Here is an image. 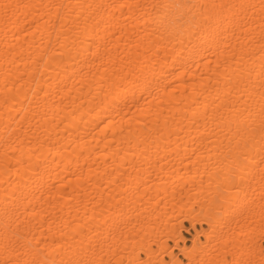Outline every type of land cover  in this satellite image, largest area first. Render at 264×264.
Masks as SVG:
<instances>
[{"label": "bare ground", "instance_id": "1", "mask_svg": "<svg viewBox=\"0 0 264 264\" xmlns=\"http://www.w3.org/2000/svg\"><path fill=\"white\" fill-rule=\"evenodd\" d=\"M148 234L264 264V0H0V264H151Z\"/></svg>", "mask_w": 264, "mask_h": 264}, {"label": "rangeland", "instance_id": "2", "mask_svg": "<svg viewBox=\"0 0 264 264\" xmlns=\"http://www.w3.org/2000/svg\"><path fill=\"white\" fill-rule=\"evenodd\" d=\"M202 163V162H201ZM205 166H207V165H201L200 163H196V164H194L193 166H192V168H191V170L192 171H190V175H193L194 174V169L196 170H201V169H203ZM211 166H214V167H216V164L215 165H212V164H209L208 165V167L207 168H210ZM218 168H220L221 167V163L217 166ZM226 168H228V170L229 171H235V170H237L238 169V167H232V166H226ZM207 196H206V192H202L201 194H200V196H194V197H191L190 199H188V200H186V202H187V204H186V206L184 205V204H182V208L181 207H176L177 209L173 212L174 213V215H176L177 217H179V215H177V210H179L180 212H182V210H183V208H187V206H191L192 207V209H191V212L193 213V214H198L200 217H203L204 216V211L207 209L209 212H210V206L208 205V204H206L208 201L207 200H205V198H206ZM244 199H246V197H248V192L246 193V194H244ZM179 205V204H178ZM231 206H233V205H231ZM232 208V207H231ZM231 208H228L229 210L231 209ZM229 210L228 211H226V212H228V213H226V215H222V214H220V208H219V212H217L215 215H216V217H217V223L218 222H221L220 223V225H221V227L223 228V229H226L225 228V225H227V223L226 222H223V221H228L229 220ZM225 217V218H224ZM226 219H228V220H226ZM229 224V223H228ZM189 227V223L187 222V221H184V222H182V224H181V228H182V230L180 231V235L182 236V237H184V239H185V244L186 245H189L190 243H191V239H192V237L194 236V234H195V232L196 231H199V230H206L207 228H208V226L206 225V224H202V225H200V224H196V226H195V228L194 229H192V228H190L188 231H186V229ZM235 230H236V232L238 231V232H241V229H237V227H235ZM129 239H131V238H129ZM144 239V240H143ZM200 239H202V240H205L204 239V237L203 236H201L200 237ZM137 237L136 236H134V239H132V241L130 240L129 242V246L128 247H126V248H128V250L126 249V248H124L123 249V252H122V254H125L124 256H123V258H122V263L123 264H131L132 263V259H131V253H132V255L138 250L137 248H138V246H137V243L139 242H137ZM142 240L143 241H140V242H143V243H145L146 241H148V243H149V241H150V243H151V237L149 236V234H148V236L147 235H145L144 236V238H142ZM132 242H133V244H132ZM219 244V243H218ZM171 245H173V241L172 240H167V246H171ZM179 245H183V243L182 242H180L179 243ZM137 247V248H136ZM150 247H151V250H152V253H151V255L149 256V258H148V260L147 261H151V264H156V262L154 261V259H155V256H157V258L160 256L159 255V253L160 254H163L162 253V251L161 250H159L158 249V247H159V244L157 243L156 244V242L153 244V243H151V245H150ZM261 247L262 248H264V240H262L261 241ZM130 249V250H129ZM125 250H127V252L125 251ZM131 252V253H130ZM127 254V255H126ZM173 254H176L177 255V257L180 259V261L181 262H183V263H185V262H187L188 260L187 259H185V258H183L182 257V255H180L179 254V250L178 249H174L173 250ZM125 256H129V257H126V258H128V259H126L125 258ZM131 256V257H130ZM200 255H196L195 256V258H196V260H200L199 257ZM146 255L144 254V253H139V257H138V259L137 260H146ZM102 260H97L95 263L96 264H113L112 263V259L110 258V257H108V258H104V256H102ZM227 258H230L229 256H227ZM163 259H164V261H168V262H170V259H169V257L167 256V255H164L163 256ZM129 260V261H128ZM238 260V259H237ZM100 261V263H98ZM103 261H104V263H103ZM147 261H145V263L147 262ZM200 261H202V260H200ZM204 261V262H203ZM202 262H203V264L204 263H206V261L205 260H203ZM127 262V263H126ZM130 262V263H129ZM134 263H135V261H134ZM200 263V262H199ZM198 262H197V264H199ZM202 264V263H201Z\"/></svg>", "mask_w": 264, "mask_h": 264}]
</instances>
